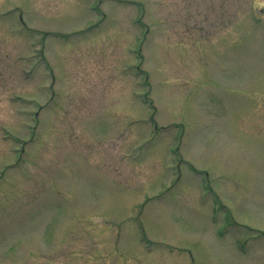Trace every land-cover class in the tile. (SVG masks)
Here are the masks:
<instances>
[{
  "label": "rangeland",
  "instance_id": "obj_1",
  "mask_svg": "<svg viewBox=\"0 0 264 264\" xmlns=\"http://www.w3.org/2000/svg\"><path fill=\"white\" fill-rule=\"evenodd\" d=\"M0 264H264V0H0Z\"/></svg>",
  "mask_w": 264,
  "mask_h": 264
},
{
  "label": "flooded vegetation",
  "instance_id": "obj_2",
  "mask_svg": "<svg viewBox=\"0 0 264 264\" xmlns=\"http://www.w3.org/2000/svg\"><path fill=\"white\" fill-rule=\"evenodd\" d=\"M32 252V251H31Z\"/></svg>",
  "mask_w": 264,
  "mask_h": 264
}]
</instances>
